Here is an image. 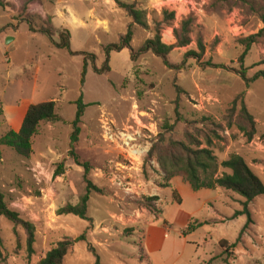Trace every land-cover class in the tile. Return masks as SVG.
Instances as JSON below:
<instances>
[{
    "label": "rangeland",
    "instance_id": "374dc122",
    "mask_svg": "<svg viewBox=\"0 0 264 264\" xmlns=\"http://www.w3.org/2000/svg\"><path fill=\"white\" fill-rule=\"evenodd\" d=\"M134 3L145 12L148 27L133 26V53L158 26L167 45H176L183 35L187 39L186 46L174 47L168 56L169 63L181 69L167 68L151 52L133 60L124 49L110 53L107 74L94 73L87 62L82 85L83 57L54 48L44 36L29 32L27 24L56 34L67 30L71 50L94 55L100 67L106 60L103 47L118 44L130 23L116 0H0V138L8 132L5 113L12 110L7 109L24 100L54 101L61 120L39 125L29 158L0 147V194L8 209L34 227V253L29 256L24 230L0 217V264H38L58 242L81 235L86 240L73 245L62 264H95L92 251L99 264H264V196L248 204L251 222L241 232L247 216L234 214L243 210L245 198L219 188L195 193L182 176L167 180L156 153L149 155L154 144L162 148L170 140L187 143L185 133L205 147L203 135H208L219 165L238 155L264 185V79L246 88L231 71L239 67L245 40L254 36L243 65L248 78L264 70V0ZM5 36L12 40L6 43ZM188 52L198 57H185ZM242 93L255 123L251 141L239 130L240 99L228 118ZM81 94L87 107L75 152L89 165L87 179L101 190L90 192V221L57 213L77 205L86 192L83 168L68 156L74 103ZM176 107L184 122L177 120ZM203 118L213 126H206ZM165 123L173 125L171 133H165ZM222 173L230 171L220 168ZM173 179L180 186L172 189ZM154 196L157 201L150 199ZM163 219L169 230L162 233V251L150 254L145 243L152 239L150 227L162 226ZM203 221L209 223L182 235L189 224ZM222 241L234 247L222 253Z\"/></svg>",
    "mask_w": 264,
    "mask_h": 264
},
{
    "label": "trees",
    "instance_id": "16d2710c",
    "mask_svg": "<svg viewBox=\"0 0 264 264\" xmlns=\"http://www.w3.org/2000/svg\"><path fill=\"white\" fill-rule=\"evenodd\" d=\"M135 0L132 4H126L116 0V5L123 9L130 19V23L127 25L126 33L120 37L118 44L107 45L103 47L106 54V60L102 66L96 64V57L92 54L85 52H77L71 50L70 35L67 30H61L57 34L53 32L50 28H35L31 22H28L29 32L33 34H40L47 38L52 46L56 49H64L72 57H83V67L81 72V84H84V77L86 75L87 62L92 65V70L98 75H104L109 73V55L111 52H120L124 49L131 51L132 59L134 60L137 55H141L147 52H151L158 58H161L163 64L169 69H181V65L175 66L169 63L168 56L174 47H184L188 44L187 39L183 35L176 45H167L161 41L160 29L157 26L155 28V34L152 38L147 39L143 45L139 48L137 54H134L130 43L133 36L132 28L134 25L146 29L148 23L146 20V14L142 10L135 8ZM166 12H164V15ZM174 18V14L169 15ZM262 22L264 24V15L262 16ZM185 31V30H183ZM264 32V28L262 29ZM58 35V40H54V36ZM174 35L177 39L179 36L176 31ZM255 37V36H254ZM250 37L245 40V50L239 56L238 69H233L235 74L239 75L244 81L246 88L251 82L257 79H264V70L257 72L252 78L247 77V68L244 67V58L250 46L255 42V38ZM201 47V46H200ZM198 57L195 52H188L185 57ZM208 67L214 69H224L223 65H213L208 63ZM242 93L238 98H236L231 108L228 110V118L232 117L233 112L237 109V101L240 99L239 109V119L242 125H239V130L243 133L248 141H251L255 135V123L252 116L247 112L242 97ZM76 106L75 118L71 124L72 132L70 134L69 150L68 156L74 161V163L83 168L84 180L86 182V192L81 197L77 205H66L65 207L57 211L58 215H73L82 220L90 221L87 218V203L89 200V195L91 191L96 193H101V190L92 186L90 181L87 179L89 173L88 163L81 162L78 155L75 152V146L78 142L80 134V123L84 115V111L87 107L83 103L82 94L79 99L74 103ZM175 115L177 120L184 122V119L180 116L177 107L175 110ZM61 121L60 118L55 113V102L47 101L37 104H32L28 107L21 128L18 132L9 131L0 138V147H7L13 150L17 155L23 158H29L32 152L31 140L36 134L37 129L42 122H53ZM206 126H213L209 119L203 118ZM186 122V121H185ZM165 133H171L173 130V125L165 123L163 126ZM204 136V145L199 141L193 134L185 133V139L187 143L168 141L165 147H160V144H154L149 151V155L156 153V161L163 172L167 180H171L176 176H182L183 179L188 183L189 187L193 192H199L202 190H215L217 188L223 189L225 191H231L238 194L239 196L245 198V202L242 203L243 210L238 211L234 214V217L240 215L247 216V222L242 228L241 232L247 227L251 222L250 213L247 209L248 204L255 198L259 196H264V185L260 179L252 172L248 167L246 162L238 155H231L220 165L217 162L215 155L213 154L210 147L212 146V140L208 135ZM230 171V173H222L219 175V169ZM175 200V196L173 195ZM151 200L157 201L156 196L151 197ZM177 204H181V199H176ZM0 217L5 218L14 227H20L24 230L26 235V251L29 256L33 255V244H34V227L31 223L22 220L19 215L8 209L6 206L3 196L0 194ZM209 221L198 222L194 225L189 224L186 230L182 233L183 236L194 232L197 228L208 224ZM84 235L70 241L63 240L56 244L45 257L39 261L38 264H62L64 257L70 250V248L80 241H85ZM2 246V238L0 236V249ZM233 245H228L226 242L222 241L220 243V248L223 252H227L228 248H233ZM92 251V250H91ZM95 257V264H99L98 256L92 251ZM1 257V251H0Z\"/></svg>",
    "mask_w": 264,
    "mask_h": 264
},
{
    "label": "crops",
    "instance_id": "0c3cea01",
    "mask_svg": "<svg viewBox=\"0 0 264 264\" xmlns=\"http://www.w3.org/2000/svg\"><path fill=\"white\" fill-rule=\"evenodd\" d=\"M7 38H8V36H5V39H7ZM30 105H32V103L24 100L22 105L16 106V107L11 108V109H7V110H12V111H8L5 113L6 118H7L8 132L9 131L18 132L20 130L21 125H22L23 120H24V117H25V114H26V111ZM13 110H17V111L14 112ZM174 184H175V186H180V182L176 179H173L170 182V188H172ZM174 190H176L178 192L179 189L175 188ZM195 193H197V192H195ZM159 216H161V212L157 214V217H159ZM156 223L158 224L160 222L157 221ZM150 229L153 230V235L151 237L152 239L150 241L148 239H146L145 243L148 246L149 253L150 254H156V253H159L162 251V248H163L162 237H165V235L162 236V233L164 232V230H166V232H167L169 230V227L166 225V221L163 219L162 226L156 225L155 227H150ZM181 232H183V230H181ZM158 237H161V244L157 243Z\"/></svg>",
    "mask_w": 264,
    "mask_h": 264
},
{
    "label": "water",
    "instance_id": "95a60500",
    "mask_svg": "<svg viewBox=\"0 0 264 264\" xmlns=\"http://www.w3.org/2000/svg\"><path fill=\"white\" fill-rule=\"evenodd\" d=\"M11 40H12L11 38H7L6 43H9Z\"/></svg>",
    "mask_w": 264,
    "mask_h": 264
}]
</instances>
